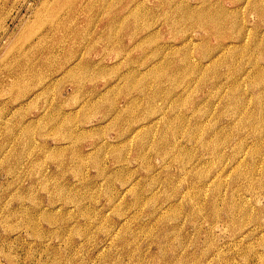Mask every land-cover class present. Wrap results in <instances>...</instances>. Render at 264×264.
Returning <instances> with one entry per match:
<instances>
[{"label": "rangeland", "instance_id": "1", "mask_svg": "<svg viewBox=\"0 0 264 264\" xmlns=\"http://www.w3.org/2000/svg\"><path fill=\"white\" fill-rule=\"evenodd\" d=\"M0 85V264H264V0H0Z\"/></svg>", "mask_w": 264, "mask_h": 264}, {"label": "bare ground", "instance_id": "2", "mask_svg": "<svg viewBox=\"0 0 264 264\" xmlns=\"http://www.w3.org/2000/svg\"><path fill=\"white\" fill-rule=\"evenodd\" d=\"M71 17V16H70ZM59 21V20H58ZM76 28V27H75ZM72 29V28H71ZM74 29V28H73ZM49 31V30H48ZM68 32V31H67ZM66 32V33H67ZM70 36V35H69ZM73 36H74V34H73ZM66 38V37H65ZM68 38V37H67ZM61 39V38H60ZM75 39V38H74ZM60 43V42H59ZM61 50V49H60ZM16 53V52H15ZM58 54V53H57ZM14 60V59H13ZM37 60V59H36ZM10 61V60H9ZM12 61V60H11ZM19 61V60H18ZM6 62H8V61H6ZM27 62V61H26ZM14 63V62H13ZM19 63V62H18ZM9 65V64H8ZM18 65V64H17ZM11 66V65H10ZM10 66H9V68H10ZM16 67V66H15ZM23 69V68H22ZM8 71H10V70H8ZM13 71V70H12ZM12 71H10V72H12ZM16 71V70H15ZM20 71H21V69H20ZM7 72V71H6ZM5 73V72H4ZM9 74V73H8ZM11 76V75H10ZM23 76V75H22ZM19 78V77H18ZM22 78V77H21ZM20 78V79H21ZM2 79V78H1ZM9 79V78H8ZM30 79V78H29ZM24 80V79H23ZM11 81V80H10ZM17 81V80H16ZM19 81V80H18ZM26 81V80H25ZM29 81V80H28ZM14 82V81H13ZM24 82V81H23ZM25 83V82H24ZM23 83V84H24ZM6 84V83H5ZM12 85V84H11ZM16 85V84H15ZM1 86V85H0ZM14 86V85H13ZM1 89L3 88V87H0Z\"/></svg>", "mask_w": 264, "mask_h": 264}]
</instances>
